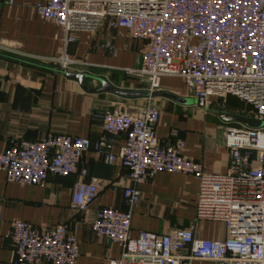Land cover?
<instances>
[{
	"label": "built area",
	"instance_id": "2783aa9c",
	"mask_svg": "<svg viewBox=\"0 0 264 264\" xmlns=\"http://www.w3.org/2000/svg\"><path fill=\"white\" fill-rule=\"evenodd\" d=\"M35 10L63 30L65 47L77 41L79 32L123 29L141 42V66L129 72L146 78L151 92L160 89L165 76L179 77L200 107L213 97L233 96L264 122V0H44ZM51 61L65 71L80 63L68 57L66 48ZM159 115L151 103L137 113L107 111L102 119L106 134L96 141L64 133L37 140L17 137L0 152V170L8 181L43 186L50 176L76 173L89 150L108 164L118 161L127 168L134 183L123 191L127 208L104 206L92 222L97 235L121 246L120 257L108 264H264V126L232 128L227 134L229 167L216 174L185 155L182 140L159 141ZM121 134L125 143L115 153ZM160 171L195 176L200 184L197 218L223 221L228 237L198 238L193 228L141 231L133 237V209L142 197L136 185ZM87 174L82 169L72 188V202L80 211L98 193L96 180H85ZM9 238L16 264H76L79 256L78 239L66 224L39 229L16 218Z\"/></svg>",
	"mask_w": 264,
	"mask_h": 264
},
{
	"label": "crops",
	"instance_id": "0c3cea01",
	"mask_svg": "<svg viewBox=\"0 0 264 264\" xmlns=\"http://www.w3.org/2000/svg\"><path fill=\"white\" fill-rule=\"evenodd\" d=\"M43 1L0 0V152L17 137L37 140L48 133L96 141L106 134L102 119L107 111L119 108L137 113L151 103L160 112L156 134L161 143L182 140L183 153L200 162L206 172L227 171V134L232 128L245 127L229 117L253 118L244 109L249 110L246 104L228 96L213 97L207 107H200L183 79L175 76H165L157 91L191 102L178 103L166 96L125 98L99 91L101 83L93 78L85 79L84 88L67 72L101 77L121 89L149 91L146 78L129 72L141 66V42L128 37L123 29L104 27L95 34L77 33V41L65 47L63 30L35 10V5ZM108 43L112 49L106 46ZM65 48L68 57L80 62L74 70L65 71L51 61ZM124 143L125 136H117L114 152L118 153ZM82 169L88 171L85 180L95 179L98 185L96 199L84 211L72 202V188ZM128 172L118 161L106 163L94 150L84 153L76 173L50 176L43 186L8 181L0 170V264H16L9 238L11 221L16 218L39 229L66 224L78 239L76 264H108L118 259L121 246L97 235L92 222L104 206L127 208L123 191L134 185ZM136 186L142 197L133 209V237L141 231L166 233L188 228H193L198 238L220 240L230 234L223 221L197 218L200 184L195 176L160 171ZM191 264L217 263L194 260Z\"/></svg>",
	"mask_w": 264,
	"mask_h": 264
},
{
	"label": "water",
	"instance_id": "95a60500",
	"mask_svg": "<svg viewBox=\"0 0 264 264\" xmlns=\"http://www.w3.org/2000/svg\"><path fill=\"white\" fill-rule=\"evenodd\" d=\"M67 76L72 78V79L77 80L84 88H87L86 84H85V79H87V78L96 79L101 83V87H100L99 91L111 92V93L117 94V95L125 97V98L166 96V97H169L170 99H172L178 103H183V104H186V103H189L192 101L191 99L181 98V97H178V96L173 95L171 93L162 92V91L151 92V91H144V90L134 91V90L121 89V88L114 86L113 84H111L106 79H103L101 77H91L90 75L85 74V73H81V72H67ZM229 118H232L233 120L239 121L240 123H242L245 126V128H258V127L264 126L263 121H259L255 118H251V117L231 116Z\"/></svg>",
	"mask_w": 264,
	"mask_h": 264
},
{
	"label": "rangeland",
	"instance_id": "374dc122",
	"mask_svg": "<svg viewBox=\"0 0 264 264\" xmlns=\"http://www.w3.org/2000/svg\"><path fill=\"white\" fill-rule=\"evenodd\" d=\"M78 67V66H77ZM72 69L74 70V68L72 67ZM132 74V73H131ZM135 75V74H132ZM136 76V75H135ZM138 77V76H137ZM225 103V101H223ZM232 103V102H231ZM246 110V112H248L249 110L247 109V107L244 108Z\"/></svg>",
	"mask_w": 264,
	"mask_h": 264
}]
</instances>
